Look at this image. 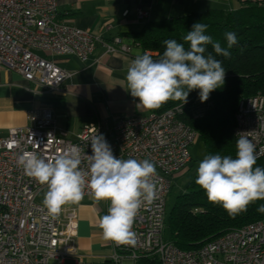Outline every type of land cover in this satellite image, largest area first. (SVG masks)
Listing matches in <instances>:
<instances>
[{"label":"built area","instance_id":"2783aa9c","mask_svg":"<svg viewBox=\"0 0 264 264\" xmlns=\"http://www.w3.org/2000/svg\"><path fill=\"white\" fill-rule=\"evenodd\" d=\"M137 17L147 19L148 13L138 10ZM97 43L107 54L130 51L119 38L103 42L60 21L56 0H0V67L19 74L34 86V92H57L71 76L38 52L72 55L86 62ZM181 112L174 108L162 114L119 117L110 129L90 125L75 139L58 132L50 109L28 112L27 127L9 129L0 138V264H65L67 260L92 264L78 253L75 209L63 207L56 219L48 216L36 200L44 196L47 186L28 176L17 160L24 152L52 158L77 147L86 167V155L92 154L90 139L96 134L104 136L116 158L149 159L157 171L156 199L141 206L133 223L135 246L110 240V264H121L123 258L136 264L147 257L158 264H264V220L227 231L195 250H180L165 239V205L172 177L190 165V148L198 137L180 120ZM233 135L235 140L239 135L248 137L256 146L257 159L264 158V98L240 101ZM85 193L92 196L87 186ZM109 204L105 201L106 214Z\"/></svg>","mask_w":264,"mask_h":264},{"label":"clouds","instance_id":"9594fccd","mask_svg":"<svg viewBox=\"0 0 264 264\" xmlns=\"http://www.w3.org/2000/svg\"><path fill=\"white\" fill-rule=\"evenodd\" d=\"M207 28V24L200 22L193 25L183 38L189 44L187 50L183 43L168 39L159 59L144 53L129 63L126 80L131 96L139 100L138 109H158L169 100L184 105L189 93L196 89L200 101L205 102L211 92L224 85L226 71L221 61L205 54V46L211 44L217 55L228 57L227 49L237 43V36L234 32L225 33L226 49L205 34ZM90 142L92 154H85L86 167H82L77 147L52 158L24 152L17 163L28 176L47 186L42 204L52 219L60 215L64 205L79 204L87 186L95 202H110L108 214L99 221L103 238L117 245L135 246L136 234L132 230L135 217L142 205H151L157 196L155 163L149 159L116 158L100 134ZM235 147V158L206 155L198 163L195 179L208 201L221 205L232 217L247 211L254 201L264 200V168L254 167L255 144L239 135ZM257 211L264 213V204Z\"/></svg>","mask_w":264,"mask_h":264},{"label":"crops","instance_id":"0c3cea01","mask_svg":"<svg viewBox=\"0 0 264 264\" xmlns=\"http://www.w3.org/2000/svg\"><path fill=\"white\" fill-rule=\"evenodd\" d=\"M203 0H56L60 21L87 30L103 42L119 38L130 47L128 54L105 52L97 43L86 62L72 55L50 56L62 71L71 74L54 93L34 92V86L16 72L0 67V138L9 129L29 125L28 112L39 114L50 109L59 133L75 139L83 129L99 125L110 129L119 117L147 114L137 108L138 98L131 96L126 80L129 63L141 55L131 34L139 32L148 21L172 18L175 11L185 12L193 2ZM179 7V8H178ZM148 13L138 19L137 11ZM129 115V116H125ZM76 211V245L83 261L109 263L113 254L110 240L103 238L100 219L106 215L105 201L95 202L84 196L79 204H66ZM65 264H74L67 260ZM121 264H133L123 258Z\"/></svg>","mask_w":264,"mask_h":264},{"label":"trees","instance_id":"16d2710c","mask_svg":"<svg viewBox=\"0 0 264 264\" xmlns=\"http://www.w3.org/2000/svg\"><path fill=\"white\" fill-rule=\"evenodd\" d=\"M207 24V35L221 47L227 49L226 32H234L237 43L230 49L228 57L217 55L211 44L206 45V55L212 54L224 67L225 83L210 93L209 100L201 102L199 90L189 93L186 104L169 100L158 109L148 113L162 114L174 108L181 109L180 120L202 141L206 154L236 156V140L233 135L235 114L243 98L260 96L264 98V0H240L237 9H209L172 18L148 21L142 29L131 34L133 43L142 54L159 59L166 45L165 40L175 39L189 48L184 36L195 23ZM254 167L264 168V158L257 159ZM190 179L185 193L176 198L166 217L165 239L178 249L195 250L216 239L227 231L264 220V213L257 208L264 200L249 204L247 211L234 217L219 204L208 201L205 191L195 179ZM110 264V263H105ZM136 264H158L151 257L141 258Z\"/></svg>","mask_w":264,"mask_h":264},{"label":"rangeland","instance_id":"374dc122","mask_svg":"<svg viewBox=\"0 0 264 264\" xmlns=\"http://www.w3.org/2000/svg\"><path fill=\"white\" fill-rule=\"evenodd\" d=\"M240 5V0H203L201 3L193 2L188 5L185 12L180 14V11H175L172 17L187 15L193 12H202L209 9H237ZM179 8V7H178ZM38 56L46 58V54L37 53ZM146 114H140L139 116H144ZM129 116V115H125ZM190 155L192 161L189 166L185 169L179 171L172 177V189L166 198V217L170 214L176 198L185 193L186 187L192 178V176L197 172L198 163L207 155L202 141L197 137L191 145ZM44 196H39L36 200L37 203L42 204ZM168 226L166 225V230ZM167 232L165 236H167Z\"/></svg>","mask_w":264,"mask_h":264}]
</instances>
